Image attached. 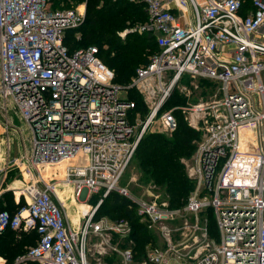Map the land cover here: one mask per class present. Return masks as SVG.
Segmentation results:
<instances>
[{"label": "built area", "instance_id": "2783aa9c", "mask_svg": "<svg viewBox=\"0 0 264 264\" xmlns=\"http://www.w3.org/2000/svg\"><path fill=\"white\" fill-rule=\"evenodd\" d=\"M127 1L144 5L148 16L129 32L153 36L159 50L122 87L96 47L71 51L64 43L84 24L85 10L51 11L53 0H0V111L12 105L30 132L14 160L29 179L26 204L14 213L0 210V236L38 234L15 264H100L87 257L89 236L132 232L125 219L95 220L117 192L152 233L137 264H264V0H252L250 10L244 0ZM185 77L217 83L220 99L189 110L192 128L206 116L212 123L195 153L194 190L174 210L135 199L119 183L156 123L166 133L177 129L172 111H161ZM129 90L141 95L145 113ZM94 191L103 193L92 205ZM208 213L215 240L203 218ZM176 233L183 238L175 241ZM122 258L121 264L136 260L129 251Z\"/></svg>", "mask_w": 264, "mask_h": 264}, {"label": "trees", "instance_id": "16d2710c", "mask_svg": "<svg viewBox=\"0 0 264 264\" xmlns=\"http://www.w3.org/2000/svg\"><path fill=\"white\" fill-rule=\"evenodd\" d=\"M101 0H87L86 17L82 26L67 32L65 45L74 51L80 48L96 47L101 60L114 72V82L122 87L128 86L136 71L141 66L148 65L150 57L158 52L153 36L138 32L126 33L121 39L120 32L134 24H144L148 20L145 6L134 4L127 0H104V6H100ZM246 9L250 10L252 0H244ZM77 35L80 38H77ZM140 94L135 90H129L128 97L137 105L136 110L146 112L144 101L133 100L132 96ZM177 97L175 100L174 98ZM179 98V99H178ZM183 98L177 91L173 92L165 104L164 109L174 104L181 103ZM196 131L188 126L182 118L177 119V129L171 137L162 134H147L141 141L135 161L146 181L162 187L165 199L171 209H182L194 188V181L188 176L185 165L181 159L188 158L194 149L192 141L196 138ZM22 203L18 208L23 206ZM0 208L14 213L18 209ZM210 212V211H209ZM209 214V227L212 237L217 236L215 221ZM98 216H101L97 219ZM110 217L114 220L125 219L132 228L134 244L132 251L135 258H143L145 248L152 241V233L145 224L139 221L135 204L127 197L117 192H112L102 203L95 216L98 221L101 218ZM36 231L17 233L8 230L0 236V256L6 260V264H15L19 256L24 255L28 248L37 243ZM27 264H36L29 262Z\"/></svg>", "mask_w": 264, "mask_h": 264}, {"label": "rangeland", "instance_id": "374dc122", "mask_svg": "<svg viewBox=\"0 0 264 264\" xmlns=\"http://www.w3.org/2000/svg\"><path fill=\"white\" fill-rule=\"evenodd\" d=\"M99 4L100 6H104L103 5L104 0H101ZM86 7H87V0H53L51 11L53 10H79L80 9L81 11L85 10L86 12ZM140 25L141 24H134V25H131L125 28L123 31L120 32L121 39L125 38L126 31L129 32V29L134 30ZM219 87L220 86L217 83L209 81V80L185 77L177 84V86H175L174 91H173V92L177 91L178 94L183 98V101L178 104H174L172 102V105H170V107L166 109H163L161 111V114L167 111H172V114L175 117L176 121L178 118L182 117L189 124V118H190L189 110L192 109L195 105L211 104L212 102L220 99ZM129 98L131 99L130 96ZM176 98L177 97H175L174 100ZM132 99L140 100V95L139 96L134 95L132 96ZM9 108H10V111L8 113H2L0 111V115L2 116V119H4L5 121H8L7 119H9L10 115H17L12 105ZM211 123H212L211 118L209 116H206L203 120L200 121L198 125L199 127L198 130L192 128L190 124L188 125L196 131L197 139H194L192 141L193 146H194L192 154L188 158L181 159V162H183V164L185 165L186 173L192 180L193 178L191 177V169L195 162V153L198 148V145L201 143V140L205 135L206 128ZM149 134H153V135L162 134L164 136L171 137L173 133H166L162 129V125L160 123H156L153 126L152 130H150ZM13 140L14 141L12 142V144L16 145L17 139L14 138ZM0 144L2 145V148L4 149V154H5L6 142H5L4 136H2ZM6 163H8L7 158H6V161L2 160L0 163L1 164L0 180L2 181L1 184H3L4 180H6V185L10 186L12 182L20 179V176H18V173L16 174L15 171H12V174H10L11 172H5ZM17 185L18 184L16 183V186ZM194 185H195V182H194ZM119 188L125 189L130 196H132L135 199H140L141 201H144L146 203H153L156 201L158 204H160L162 202H167V199H165L166 194L164 192V189L154 184L152 180L146 181V178L144 174H142V172L140 171L138 163L135 161V159L132 161L131 165L124 173L119 183ZM102 193L103 191L91 192L90 196L92 198L91 200H89V204L95 205L98 199L102 196ZM7 200H10V198L8 197ZM63 200L66 201L67 203L66 206L70 208L69 214H71L72 216L73 211L70 207L71 203L68 198V195L67 196L65 195L63 197ZM21 201L22 203L26 204V201L24 199H21ZM100 217L101 216H98L97 219ZM207 217L209 219V214L203 216V218H207ZM210 217H211L210 220L214 219V215L212 216L211 213H210ZM103 218H108L109 220H111V222L116 221L110 217L103 216ZM139 221L142 224H147L146 220L142 219L141 217H139ZM187 222L189 224H192L194 222V216L188 215ZM179 226H181V221L180 220L175 221L174 227H179ZM186 232L188 233V230ZM182 238L183 236L180 233L175 234V237H174L175 241H179ZM212 238L213 240H215L214 236ZM155 241L158 243L160 247H164L163 245L164 242L162 241V239L157 237L155 238ZM133 244H134V239L132 238V232H131V235L127 237H120L114 232L104 234L103 236L91 235L89 236L88 243H87V257L90 262H96L100 264H121L123 261L122 253L126 251L133 252L132 251ZM142 259L143 258L136 259L134 261V264L139 263L140 260ZM170 264H179V263L172 261L170 262Z\"/></svg>", "mask_w": 264, "mask_h": 264}, {"label": "crops", "instance_id": "0c3cea01", "mask_svg": "<svg viewBox=\"0 0 264 264\" xmlns=\"http://www.w3.org/2000/svg\"><path fill=\"white\" fill-rule=\"evenodd\" d=\"M17 115H10L9 119H7L8 120L7 123L9 125L8 128L5 123V120L2 119V116L0 115V141L2 136H4L6 142L5 154H4V149L0 144V163L2 160L6 161L7 158L8 163H6L5 165L6 166L5 172H11L10 174H12V171H15V173L16 174L18 173V176H20V179L12 182L10 186L6 185V180H4L3 184H1L2 181L0 180V208H8V209H13L14 207L18 208L22 204L21 199H24L26 201L22 189L25 187L29 179L22 174V170L20 168L14 165V160L21 157L25 149L24 146L27 147L28 139L30 138V132L26 124L20 118V116ZM14 138L17 139L16 145L12 144ZM16 183L18 184L17 186ZM8 197L10 198V200H7ZM72 211H73V215L72 216L71 214L68 215L70 216L71 219L75 220L76 218H78V216L77 214H75V211L73 209ZM68 212H70V208ZM4 260L5 259L0 256V264H3ZM5 264H6V260H5Z\"/></svg>", "mask_w": 264, "mask_h": 264}, {"label": "bare ground", "instance_id": "6f19581e", "mask_svg": "<svg viewBox=\"0 0 264 264\" xmlns=\"http://www.w3.org/2000/svg\"><path fill=\"white\" fill-rule=\"evenodd\" d=\"M80 206V205H79ZM82 206H83V204H82ZM84 207V206H83Z\"/></svg>", "mask_w": 264, "mask_h": 264}]
</instances>
